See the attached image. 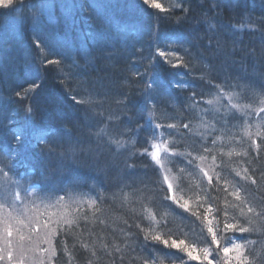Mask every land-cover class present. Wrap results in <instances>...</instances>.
<instances>
[{"label":"snow or ice","instance_id":"snow-or-ice-1","mask_svg":"<svg viewBox=\"0 0 264 264\" xmlns=\"http://www.w3.org/2000/svg\"><path fill=\"white\" fill-rule=\"evenodd\" d=\"M221 2L227 7L234 6L233 0ZM16 3L17 0H0V8L22 11L23 3L19 9ZM187 3L188 0H178L165 7L158 0H139L138 5L132 6L153 18L161 14L168 18L179 11L183 15L175 19L182 22L191 15ZM54 7L64 8L66 17L73 22L81 13L87 15L94 34L106 35L113 26V18L107 12L111 5L96 0H56L55 3L41 0L30 6L26 19L31 20V44L35 48V62L29 64L32 78L18 84V90H13L9 97L23 106L6 113L0 98V126L8 127L11 135L8 143L0 141V264H25L30 252L42 254L39 264H56L57 242L66 264H79L77 256L81 251L85 253L83 264H164L165 259L172 264L176 260L180 264L189 261L264 264V83L255 86L240 77H226L217 83L211 76L212 69L204 65L196 79L204 81L214 92L209 93L213 98L206 101H203L205 93H199L201 101L208 106L199 107L201 101L197 100L195 86L182 71L191 72L192 60L185 59L189 55L185 48L190 42L188 37L180 33L161 34L158 24L149 26L133 17L125 27L131 25L137 36L146 35L151 48L147 55L143 48L135 49L132 60L136 67L130 68V77L124 81V86H129L130 79L137 80L135 86L142 103L135 116L129 114L132 100L128 92L115 100L119 111L107 115L103 106L108 93L97 92L95 85L85 87L81 99L72 97L84 109L85 119L89 114L97 119L89 135L98 147L107 146L112 153L119 180L112 188L92 184L88 191H81L79 178H73L62 188L56 187L44 174L41 164L51 156L63 157L65 153L48 146L47 141L54 133L37 124L34 117L38 106L24 103L35 99L45 72L55 70L66 91L67 83L78 75L76 69L80 65L72 55L73 46L67 37L53 36L46 40L41 36L43 26L52 21ZM219 15L202 18L207 33L217 31ZM10 27L5 23L4 34L0 36L3 43L9 42ZM228 27L233 31L264 33L251 17H242L241 22L229 23ZM11 38L15 39V34ZM208 43L213 45L212 37H208ZM214 46L221 49L223 44L217 39ZM161 64L168 66L166 75L155 70ZM141 67L143 72L139 70ZM189 89L186 99L190 103L184 110L199 114L195 132L190 127L191 121L179 123L182 114L173 95V90ZM225 99L227 104L223 103ZM238 100L250 102H234ZM121 117L133 127L124 125L114 134L112 126L119 125ZM252 117L258 118L255 132L247 122ZM140 120L144 123H139ZM168 120L178 122L166 123ZM238 128L242 135L236 134ZM33 141L40 150L39 156L30 148ZM234 142L239 144V150L232 146ZM181 146L183 151L179 150ZM68 151L75 153L77 149L70 147ZM209 157L211 163L205 166ZM224 157L229 161L233 157L245 159L233 167L225 163ZM134 158L147 159L158 179L149 183L133 175L137 166L129 161ZM194 171L202 181L193 182ZM205 181L202 188L200 185ZM106 188L109 190L105 191ZM185 220L193 222L190 232L195 233L198 226L204 238L200 255H194L199 239L188 243L177 235H188L184 231ZM108 228L112 232L105 235ZM252 235L258 239H251ZM67 238L72 239L71 246Z\"/></svg>","mask_w":264,"mask_h":264},{"label":"trees","instance_id":"trees-1","mask_svg":"<svg viewBox=\"0 0 264 264\" xmlns=\"http://www.w3.org/2000/svg\"><path fill=\"white\" fill-rule=\"evenodd\" d=\"M29 1L24 0L22 3ZM37 2L40 3L41 0H37ZM52 2L55 3L56 0H52ZM61 2H64V0H61ZM89 2H92V0H89ZM96 2L111 5L107 9L108 14L113 18V26L110 32L106 35L94 34L90 27L88 16L81 13L75 18L74 22H71L64 33V37L66 36L73 46L72 54L77 56L89 55L95 62L87 66L81 63L80 67L76 69L78 73L76 78L72 82L67 83V91L65 86L59 83L61 77L57 75L55 70L45 72L43 74L42 87L37 92L35 99L24 102H30L33 106H38V111H36L34 117L37 124L45 126L46 129H50L54 133L52 138L47 141L48 146L58 152L63 151L65 153L63 157L51 156L43 160L41 167L45 170L44 174L52 180L53 185L56 187H61L63 183L65 185L69 184L73 178H79L81 191H88L92 184H97L101 187L108 185L110 188L113 180L117 179V172L119 170L114 164V157L107 146L98 147L89 135V130L94 129L97 125V119L93 118L91 114L85 119L84 109L78 107L73 102L72 97L75 96L76 99H81L85 94V87L95 85L97 92L104 93L106 91L108 93L107 100L103 106L106 110L105 115H107L109 113L115 114L119 111V105L115 103V100L120 98L121 93L128 92L132 100V103L128 105L129 114L135 116L137 108L142 103V100L137 95L138 89L135 86L137 80L130 79L129 86H124V81L130 77V68L136 67V62L132 60L135 49L143 48L144 54L147 55L151 51V48L146 35L137 36L136 31L131 25H128L127 28L125 27L127 21L133 17H137L141 23L149 26L153 23L158 24L161 34L172 35L180 33L188 37L190 42L185 44V48L189 50V55L185 56V59L192 60V63L189 65L191 72L187 70L182 71L185 78L194 84L195 90L198 93V101H201L199 95L201 92L205 93L203 101L213 98L209 93L214 92V89L209 88L204 81L196 79L204 65H208L212 69L211 76L216 79L217 83H220L226 77H240L246 81H250L255 86L264 83V33L249 30L243 32L233 31L228 27L229 23L235 24L241 22L242 17L245 19L251 17L256 25L264 29V0H233V7H227L221 0H188L185 6L191 8V15L182 22H178L175 19V17L183 15L179 11H176L168 18H164V14H161L158 18H153L147 14L139 13L137 8L132 6L133 4L138 5L139 0H96ZM158 2L168 7L171 3L178 2V0H158ZM217 4H219V7L214 8V5ZM29 6L23 5L22 11L16 12L0 8V34H4L5 23L12 25L9 33L16 32L21 26L23 28L27 26L30 22V19H26L30 11ZM15 7L17 9L21 7L19 1H17ZM34 9L31 11H34ZM88 11L91 12V9ZM216 13L220 14V23L217 26V31L215 33H207V25L202 24V18L205 15L214 17ZM10 18L15 20L17 24L12 23ZM45 32V29H43L42 33ZM208 37H212L213 39L212 46H209ZM217 39L223 44L221 49H217L214 46ZM161 47H163L162 44ZM181 55H184V53H181ZM22 57V55H18L17 57L16 55H12V53L5 54L0 48V98L3 99L4 111L6 113H11L13 110L23 106L20 102L10 101L9 97L12 96L13 90H18V84L32 78L31 76L24 77L23 75L19 76L18 79L14 77L15 71L19 68V65L15 63L21 61ZM92 58H90L91 61H93ZM167 67L161 64L155 70L161 72L162 75H166ZM139 70L141 72L144 71L143 67ZM85 80L88 84H81V81ZM190 91L191 89L185 91L173 90V95L176 97L174 102L177 105L179 113L182 114V119L179 123L191 121L190 127L195 132L196 125L200 122V116L195 111L184 110L186 105L190 103L186 99ZM203 101L200 102L199 107H208ZM234 102L243 104L250 101L238 100ZM223 103L227 104V100L225 99ZM253 106L256 107L258 105L254 104ZM165 107L169 113L170 111L173 113L172 108L167 107V105ZM207 118L211 119V117ZM257 119V117H252L247 120L249 124L253 125L251 128L253 132L256 130L255 123ZM176 122L178 121H166V123ZM6 123L5 121V125ZM126 124L133 127L132 124H128L124 117H121V123L113 125L111 130L114 134L119 133L120 128ZM236 134L242 135V131L238 128ZM10 140L9 128L0 126V141L8 143ZM72 145L77 149L75 153H69L68 151ZM232 146H235L239 150V144L236 142ZM227 147L226 145L225 150H227ZM30 148L39 156L40 150L36 147L35 141H33V146H30ZM84 149H87L88 152H84ZM179 149L184 150L183 146ZM90 151H94L106 160V164L113 171L109 173L111 176H108V173L105 177L101 176L104 173L100 166L94 165L93 161L88 158ZM123 159V156L119 157L120 161ZM223 159L225 163H231L233 167H237L240 161L245 158L233 157L231 161L227 157ZM209 160H211L210 157ZM129 163L137 166V171L133 175L142 178L145 182L150 183L158 179L152 165L147 159L134 158ZM107 165L106 168L108 167ZM95 166L98 174H90L89 172ZM71 168H74V171ZM190 170L193 171L192 169ZM68 172H72V176ZM195 173L194 171V183ZM201 184V187H205L206 181ZM112 207L115 208L113 205ZM175 223L178 224L179 221H175ZM184 223L187 225L184 231L188 235L180 236L177 233L179 238L185 239L188 243H194V241L199 239V244L203 245L204 238L200 235L198 226L195 233H193L189 231L193 226V222L185 220ZM97 229H99V225H97ZM110 232H112V229L108 228L105 231V235ZM250 238L254 240L258 239L256 235H252ZM67 239L69 246H71L73 243L72 239ZM59 247V242H57L58 257L56 264H66L64 256L59 254ZM157 250L159 251V249ZM84 256V252H79L77 256L79 264H83ZM178 262L180 264L179 260H176L175 264H178ZM193 263L188 262V264ZM164 264H172V261H164Z\"/></svg>","mask_w":264,"mask_h":264},{"label":"bare ground","instance_id":"bare-ground-1","mask_svg":"<svg viewBox=\"0 0 264 264\" xmlns=\"http://www.w3.org/2000/svg\"><path fill=\"white\" fill-rule=\"evenodd\" d=\"M17 1H19L21 5V2L24 0H17ZM32 4H38L37 0H30L27 3H23V5H30V6ZM32 9L34 8H31V10ZM35 10L36 9H34V11ZM51 14H52V21L50 22V24H45L43 26V29H45L46 32L45 33L41 32V36L46 40H50L53 36L64 37L65 30L68 28L71 22H73L72 20L66 17L65 10L60 7L58 9L57 7L53 8L51 10ZM11 34H15V39L11 38ZM2 35L3 34H0V36ZM32 38H33V31H32V25H31V20H30L29 24L25 26L24 28L21 26L19 29H17L16 32L10 33L8 43H3V41H0V48L3 53L5 54L12 53V55H16L17 57L18 55L23 56L21 61L15 63L16 65H19V68L14 73L15 74L14 77H16L17 79L19 76H22V75L24 77L31 76L29 73V64L35 62L33 60V57L35 56V48L31 44ZM72 55L74 56V58L76 59L79 65L83 63L84 66H87L95 62L94 59L90 57L89 55H83V56L82 55L77 56L75 54H72ZM90 58H92L93 61H91ZM170 113H172V111H170ZM140 123L143 124L144 122L140 121ZM127 126L131 127L129 125ZM71 147H75V146L72 145ZM84 152H88V150L84 149ZM69 153H72V152H69ZM88 158L93 161L94 165L100 166L101 170L104 173L103 175H101L102 177H105L107 173H108V176L109 175L111 176V174L109 173L113 171L111 170L110 166L106 164V160L103 159L99 154L95 153L94 151H90V153L88 154ZM106 165L108 166L107 168H106ZM96 166L91 172L98 174V170H96ZM181 166H184V165L181 164ZM117 175H118L117 179L115 178L113 180V182L110 184L111 186L110 188L114 187L115 183L119 180V172H117ZM113 206L115 207V205ZM117 211L119 212L120 210L117 209Z\"/></svg>","mask_w":264,"mask_h":264},{"label":"rangeland","instance_id":"rangeland-1","mask_svg":"<svg viewBox=\"0 0 264 264\" xmlns=\"http://www.w3.org/2000/svg\"><path fill=\"white\" fill-rule=\"evenodd\" d=\"M202 246H204V245H202ZM202 246L196 245V250L194 251V255H200L199 248Z\"/></svg>","mask_w":264,"mask_h":264}]
</instances>
